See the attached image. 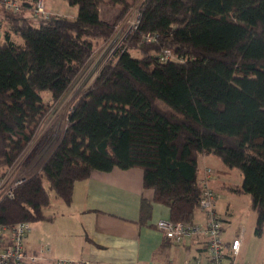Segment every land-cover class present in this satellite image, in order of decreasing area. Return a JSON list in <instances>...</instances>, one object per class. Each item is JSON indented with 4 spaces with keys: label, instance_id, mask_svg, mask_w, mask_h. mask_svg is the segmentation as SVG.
Instances as JSON below:
<instances>
[{
    "label": "trees",
    "instance_id": "obj_1",
    "mask_svg": "<svg viewBox=\"0 0 264 264\" xmlns=\"http://www.w3.org/2000/svg\"><path fill=\"white\" fill-rule=\"evenodd\" d=\"M19 1V12L2 7L0 15V179L96 47L141 4L137 28L73 103L40 171L0 204L1 224L53 219L45 215L44 180L69 205L77 182L117 168L142 170L154 202L169 208L171 221L191 226L199 158L213 155L242 172L233 191L251 197L255 234H264V0H64L77 17L51 15L39 26L24 15L38 0ZM102 5L121 6L113 24L100 19ZM150 212L143 200L142 222Z\"/></svg>",
    "mask_w": 264,
    "mask_h": 264
},
{
    "label": "crops",
    "instance_id": "obj_2",
    "mask_svg": "<svg viewBox=\"0 0 264 264\" xmlns=\"http://www.w3.org/2000/svg\"><path fill=\"white\" fill-rule=\"evenodd\" d=\"M50 12L52 15L70 19H75L78 15L75 10L65 15ZM59 105L61 102L54 109H58ZM62 106L56 113H52L48 119L49 122L45 124V128H50L44 141L48 142L51 134L54 133L59 122L56 118ZM40 146L33 148L25 167L16 164L15 175L29 178L32 176V170L39 171L42 163L38 167L34 165L43 153V148H41L43 146ZM217 159L219 158L213 155H203L199 158V181L205 176L207 168L223 174L228 173ZM222 182L223 188L232 191L241 186ZM143 200L151 204V212L142 222L141 204ZM65 205L66 215L70 218L67 227L73 228L82 239L79 254L69 259L77 264H184L187 259L200 253L204 245L205 237L199 235L187 239L183 244H174L165 240L163 233L157 228V223L162 220H171L170 210L154 202V192L144 187V173L140 169L120 170L116 168L108 173L95 171L87 180L75 184L72 202ZM49 217L55 218L54 216ZM222 220L230 223L231 219L222 217ZM195 224L202 226L205 224V215L199 210ZM228 227V224L224 225V241L229 244L243 232L241 249L237 257L239 262H237L239 264H263V258H254L244 250L246 242L244 230L229 232ZM29 250L36 252L33 247Z\"/></svg>",
    "mask_w": 264,
    "mask_h": 264
},
{
    "label": "rangeland",
    "instance_id": "obj_3",
    "mask_svg": "<svg viewBox=\"0 0 264 264\" xmlns=\"http://www.w3.org/2000/svg\"><path fill=\"white\" fill-rule=\"evenodd\" d=\"M44 4L45 10L49 15L48 17L52 15L50 14V11H54L59 15H65V13H71L74 10L78 12V8L76 6H71L64 0H46L44 1ZM140 4L141 1L132 9L130 14L125 19L118 22L114 34L107 42H105L104 44L102 43L96 47L92 57L90 58L84 69L81 71V73L78 75V77L75 79L69 91L64 96L63 100L61 101V105H59V107L63 105L58 113L59 116L56 118L59 122L57 123L58 125L56 126L54 133L51 134V138L49 139V141L47 142L44 140L45 136L48 134V130L50 127L45 128L44 126L47 121L49 122L48 119L50 118L52 113H56V111L59 109V107L58 109H54L55 106L52 108L51 112L42 123L35 139L19 159L17 164H21L23 165V167H25L28 162V157L32 154L31 152L40 145L43 146H40L41 148H43V153L41 155V158H38L35 161L36 164L33 165L35 167H38L41 163L43 164V161L55 147L59 138L65 130L68 114L73 103L91 86H93L95 80L102 72L104 67L109 63L117 50H119V48L122 47L123 44L127 41L130 33L134 31L133 28L135 27L137 21ZM50 5H52L53 7L51 8ZM1 8L2 7H0V15H2L3 11ZM120 10L121 6L119 5H102L100 8V19L109 24H113L120 13ZM24 15L25 17L30 19L35 26H39L40 23H48L49 21L48 19H41L34 16L33 12L30 11L25 12ZM119 36H122V41H120L119 43L120 47L116 51H113L111 55H108V58H106V60L105 56L107 51L103 56H101L104 47L111 40ZM13 39L18 43L22 42L16 37H14ZM3 42L4 36L0 37V45L3 44ZM132 54L136 57L139 56L136 52H133ZM103 65L105 66L102 67ZM41 95L45 103L50 102L51 94L49 92H43ZM56 119L54 121H56ZM217 160H219V162L222 164V167H224V169L228 171L227 174L214 171V175L212 178L213 181L211 180L212 186L210 183V186L213 187L214 191L217 194V212L219 216L221 215V218L223 217L224 219H231L230 223L223 222L224 225H229L227 229L229 230V232H240L244 230L246 239L244 250L249 252L254 258L264 259V234L262 236H257L255 234L257 214L252 209L251 197L247 194H239L222 187V181H226L228 185H242L243 174L239 169L226 168L220 159ZM31 172L32 176L38 173L33 170ZM44 186L48 191L51 199V205L49 208L45 209V214L48 216H54L55 218L53 220H41L29 223L30 230L26 238V248L27 250H29L30 247H33V249H36V252H39L41 247L44 246L46 248V254L44 255V257L46 259L45 263L47 264H59L60 262L76 263L74 260L69 259L79 254L82 247V239L73 230V228L70 229L69 227H67V222L70 220V218L66 215V205L60 199L56 198L54 192L49 188V184L46 180H44ZM29 252L32 251L29 250ZM237 261L239 262V260Z\"/></svg>",
    "mask_w": 264,
    "mask_h": 264
},
{
    "label": "built area",
    "instance_id": "obj_4",
    "mask_svg": "<svg viewBox=\"0 0 264 264\" xmlns=\"http://www.w3.org/2000/svg\"><path fill=\"white\" fill-rule=\"evenodd\" d=\"M0 7L17 13L20 11L21 3L19 0H0ZM33 14L41 19L49 18L45 10L44 0H38L35 3ZM138 19L137 15V21L133 30L137 28ZM2 36L3 27L0 20V37ZM144 39L147 43H152L154 36H145ZM120 41H122V36L111 40L104 47L101 56L107 51L105 59L108 58V55H111L113 51H116L120 47ZM168 58H170V54L166 53L164 59L167 60ZM15 166L9 169L0 179V204L3 200L13 199L15 197V190L27 179L25 176L15 175ZM213 175L214 170L207 168L205 176L199 181L201 197L198 209L205 215V224L203 226L199 224L187 226L171 220H162L157 223V228L163 233L164 237L174 244H183L187 239L197 235L205 237L202 251L195 257L187 259L184 264H239L237 257L241 249L243 232L230 244L224 241V224L216 209L217 194L210 186ZM29 230L28 222H20L11 226L0 223V264L45 263L46 259L44 255L46 254V248L44 246L41 247L39 252L35 253L29 252L26 248V238ZM59 264L76 263L60 262Z\"/></svg>",
    "mask_w": 264,
    "mask_h": 264
}]
</instances>
